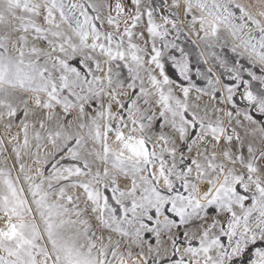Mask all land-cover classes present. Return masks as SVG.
<instances>
[{
	"label": "snow or ice",
	"instance_id": "1",
	"mask_svg": "<svg viewBox=\"0 0 264 264\" xmlns=\"http://www.w3.org/2000/svg\"><path fill=\"white\" fill-rule=\"evenodd\" d=\"M0 264H264V0H0Z\"/></svg>",
	"mask_w": 264,
	"mask_h": 264
}]
</instances>
